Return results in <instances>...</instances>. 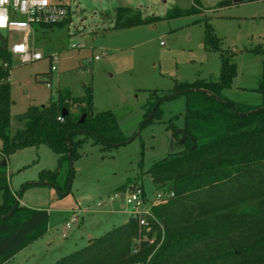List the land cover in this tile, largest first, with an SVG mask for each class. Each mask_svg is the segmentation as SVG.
Returning a JSON list of instances; mask_svg holds the SVG:
<instances>
[{"label":"rangeland","instance_id":"374dc122","mask_svg":"<svg viewBox=\"0 0 264 264\" xmlns=\"http://www.w3.org/2000/svg\"><path fill=\"white\" fill-rule=\"evenodd\" d=\"M51 2L69 7L70 21L64 26L35 28V52L44 58L13 68L12 119L29 106L44 107L59 91L80 98L90 89L93 112L115 113L118 127L129 141L103 151L100 145L87 140L79 149L81 156L63 165L62 174L70 167L74 169L66 192L64 186L59 190L41 181L43 171L58 170V155L41 145L4 156L0 136V166L6 165L10 188L21 194L20 204L49 214L46 232L18 254L14 264H54L86 246L89 236L100 237L124 224L130 213L122 208L123 190L132 183L142 187L148 200L145 208L155 203L162 191L153 184L148 170L169 154L183 151V136L168 126L176 116L173 123L177 131L183 128L186 99L178 96L163 101L161 118L143 124L148 91L168 92L177 83L218 79L221 53L205 41L207 28L236 65V75L225 96L252 106L264 104V98L255 90L262 57L254 53L259 48L264 50V1L231 2L220 8L214 7L218 2L209 0ZM192 6L197 12L167 18L175 9L187 11ZM118 7L133 8L143 18L155 20L114 30ZM50 56L57 59L54 72L50 71ZM23 126V122L12 121L10 134ZM114 194L118 198L111 201ZM98 203L103 206L98 207ZM73 216L78 217V222L63 238V226Z\"/></svg>","mask_w":264,"mask_h":264},{"label":"trees","instance_id":"16d2710c","mask_svg":"<svg viewBox=\"0 0 264 264\" xmlns=\"http://www.w3.org/2000/svg\"><path fill=\"white\" fill-rule=\"evenodd\" d=\"M231 4L222 1L214 7ZM192 12H197L194 6L187 11L175 9L167 18ZM154 20L143 18L133 8L118 7L112 29L133 28ZM69 21L70 17L61 24L38 28L64 26ZM205 41L221 53L218 79L177 83L168 92L149 90L144 106L143 124H147L161 118L163 101L178 96L186 99L183 128L177 131L173 123L176 116L168 126L183 136V151L169 154L148 170L156 188L174 196L152 208L155 219H148L147 225L130 217L54 264H264V104L252 106L225 96L236 65L232 56L220 49L210 27ZM254 53L262 57L255 90L264 98V50ZM0 60L10 63L11 57L0 52ZM13 68L0 67L2 153L8 156L19 149L47 146L58 155L59 165L55 172L43 171L42 182L59 190L64 186L67 192L74 169L62 174L63 165L81 156L79 149L87 140L103 151L129 141L123 137L115 113L93 112L90 89L80 98L59 91L44 107L29 106L12 119L8 78ZM12 121L24 126L10 134ZM0 193V264H8L46 232L49 214L16 204L18 195L11 191L6 165L0 166Z\"/></svg>","mask_w":264,"mask_h":264},{"label":"built area","instance_id":"2783aa9c","mask_svg":"<svg viewBox=\"0 0 264 264\" xmlns=\"http://www.w3.org/2000/svg\"><path fill=\"white\" fill-rule=\"evenodd\" d=\"M212 2H222L231 0H209ZM70 17V9L61 2H51V0H0V52L10 55L11 62L0 60V67L9 69L11 67L30 64L42 60L44 57L35 52V45L32 37L35 28L45 25H57L66 21ZM74 48V47H73ZM99 57H96L98 60ZM50 71H56L57 59L50 56ZM9 70L8 82L11 79ZM58 120H62L61 117ZM125 201L124 207L130 213V217L140 221V225H147L148 219H155L152 208L165 203L173 197V193L161 192L157 194L156 201L150 207L145 208V193L140 185L131 184L123 190ZM118 198L114 194L110 200ZM102 207L103 203H98ZM78 222V217L73 216L65 223L63 238L66 232L72 228V224Z\"/></svg>","mask_w":264,"mask_h":264},{"label":"water","instance_id":"95a60500","mask_svg":"<svg viewBox=\"0 0 264 264\" xmlns=\"http://www.w3.org/2000/svg\"><path fill=\"white\" fill-rule=\"evenodd\" d=\"M163 2H165V0H162ZM245 0H231V2L233 3V4H240V3H242V2H244ZM205 92H207V91H205ZM179 94H176L175 96H178ZM62 115L63 116H65L66 115V111L64 110L63 111V113H62ZM84 120H85V116H83L81 119H80V121H79V123L80 124H82L83 122H84ZM46 184V183H45ZM21 198V194H19L18 195V197H17V200H16V204L17 203H19V199ZM85 200L87 199V198H84ZM89 199V198H88Z\"/></svg>","mask_w":264,"mask_h":264},{"label":"crops","instance_id":"0c3cea01","mask_svg":"<svg viewBox=\"0 0 264 264\" xmlns=\"http://www.w3.org/2000/svg\"><path fill=\"white\" fill-rule=\"evenodd\" d=\"M32 106H33V105H32ZM11 191L13 192V194L16 195V193H15L12 189H11ZM122 208L126 209V208L124 207V204H122ZM47 212H48V211H47ZM66 222H68V221H66ZM66 222H65V223H66ZM126 222H127V221H126ZM126 222H125V223H126ZM63 227H65V224H64ZM63 231H64V228H63ZM92 238H97V236H89V237H88V241H89L90 239H92ZM50 243H51V241L49 240V241L47 242V244L50 245ZM87 243H88V242H87ZM23 250H24V249H23ZM23 250H22V251H23ZM22 251H21V252H22ZM21 252H19L18 254H20ZM18 254H17V255H18ZM17 255L14 256V257L9 261L8 264H14V263H15V259L17 258Z\"/></svg>","mask_w":264,"mask_h":264}]
</instances>
